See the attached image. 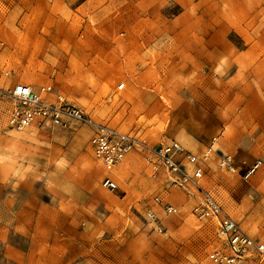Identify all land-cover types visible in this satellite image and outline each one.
Masks as SVG:
<instances>
[{
	"label": "rangeland",
	"instance_id": "1",
	"mask_svg": "<svg viewBox=\"0 0 264 264\" xmlns=\"http://www.w3.org/2000/svg\"><path fill=\"white\" fill-rule=\"evenodd\" d=\"M0 39L4 84L51 85L50 98L96 122L177 140L200 157L199 184L264 241V0H0ZM8 108L0 101V264H215L216 223L192 214L195 189L167 185L136 152L107 170L90 126L14 129Z\"/></svg>",
	"mask_w": 264,
	"mask_h": 264
},
{
	"label": "built area",
	"instance_id": "2",
	"mask_svg": "<svg viewBox=\"0 0 264 264\" xmlns=\"http://www.w3.org/2000/svg\"><path fill=\"white\" fill-rule=\"evenodd\" d=\"M2 45L3 41L0 39V47ZM9 72L7 69L0 71V100L11 101L8 100L10 105L6 114L7 126L21 129L29 124L64 126L69 122L90 126L91 148L95 156L107 167L116 166L127 154L136 151L154 170H162L167 185L188 192L193 188L200 194L199 200L191 206V212L199 219L215 222L220 240L219 247L207 254L210 261L215 264H243L251 254L264 258V241L244 230L199 184L203 169L200 157L193 151L186 149L175 139L150 144L133 132H123L107 123L96 122L77 103L61 94L56 93L54 98H50L53 92L50 85L34 87L20 81L5 85L2 78L8 76ZM122 86L123 83L117 84L118 88ZM212 139H215V136ZM218 156L220 166L229 171L235 169V162L230 153L219 150ZM259 164L260 160H255L249 166L247 174ZM101 184L109 190L118 188L116 181L109 175L102 178ZM154 202L159 203L165 213L175 210L158 197L154 198ZM149 214L154 216L152 211Z\"/></svg>",
	"mask_w": 264,
	"mask_h": 264
},
{
	"label": "bare ground",
	"instance_id": "3",
	"mask_svg": "<svg viewBox=\"0 0 264 264\" xmlns=\"http://www.w3.org/2000/svg\"><path fill=\"white\" fill-rule=\"evenodd\" d=\"M5 85H8V84H5ZM33 86V85H32ZM51 86V85H50ZM34 87H37V86H34ZM9 101H10V99H8ZM7 99H1L0 101H6V102H8L9 103V101H8ZM11 102V101H10ZM9 105H10V103H9ZM85 111V110H84ZM86 112V111H85ZM30 125H35V124H29V125H27V126H25V127H28V126H30ZM60 126H63V125H60ZM65 126V125H64ZM24 127V128H25ZM14 129H18V128H14ZM21 129H23V128H21ZM117 129V128H116ZM124 132V131H123ZM91 133H92V129H91ZM91 135V134H90ZM90 137V136H89ZM88 141H89V139H88ZM177 141V140H176ZM180 143V142H179ZM181 144V143H180ZM89 145H90V143H89ZM182 145V144H181ZM183 146V145H182ZM90 147H91V145H90ZM184 147V146H183ZM93 151V150H92ZM136 152V151H135ZM136 153H138V152H136ZM93 154H94V152H93ZM139 154V153H138ZM94 156H95V154H94ZM96 157V156H95ZM97 158V157H96ZM100 162H101V164L105 167V169H107V170H111V168L110 167H107L103 162H102V160L101 159H99V158H97ZM124 159V158H123ZM122 159V160H123ZM121 160V161H122ZM120 161V162H121ZM114 167V166H113ZM91 169V168H90ZM92 171L94 172V173H97V172H100V170H99V167H94V169H92ZM106 171V170H105ZM211 195V194H210ZM212 196V195H211ZM157 206H158V208L162 211V212H164L163 211V209H162V207H161V205H159V203H155ZM165 213V212H164Z\"/></svg>",
	"mask_w": 264,
	"mask_h": 264
}]
</instances>
